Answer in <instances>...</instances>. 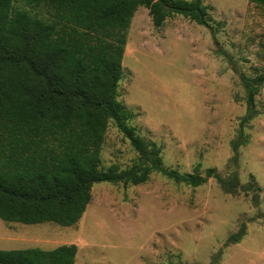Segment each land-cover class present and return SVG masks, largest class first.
I'll return each mask as SVG.
<instances>
[{"label": "rangeland", "instance_id": "1", "mask_svg": "<svg viewBox=\"0 0 264 264\" xmlns=\"http://www.w3.org/2000/svg\"><path fill=\"white\" fill-rule=\"evenodd\" d=\"M189 1V0H187ZM211 29L174 15L155 27L139 7L126 31L118 101L128 125L160 149L163 167L215 178L198 187L151 173L140 185L95 183L71 227L0 219V250L62 245L77 248L74 264H264V84L246 115L248 82L264 73V7L250 0H203ZM43 19L54 11L36 0H13ZM238 147L237 162L233 147ZM139 161L109 123L100 168L125 170ZM241 232L236 242L237 233Z\"/></svg>", "mask_w": 264, "mask_h": 264}, {"label": "trees", "instance_id": "2", "mask_svg": "<svg viewBox=\"0 0 264 264\" xmlns=\"http://www.w3.org/2000/svg\"><path fill=\"white\" fill-rule=\"evenodd\" d=\"M54 11L43 19L0 0V219L25 225L71 227L83 216L95 183H145L151 173L191 187L215 178L238 187L234 173L222 181L213 169L204 176L163 167L153 148L128 125L134 118L118 101L126 31L139 7L155 27L180 15L211 29L203 0H36ZM264 7V0H250ZM246 115L264 73L243 79ZM109 123L128 140L139 161L125 170L100 168ZM233 147L237 162L238 147ZM241 232L236 235V242ZM77 248L62 245L0 251V264H74Z\"/></svg>", "mask_w": 264, "mask_h": 264}, {"label": "crops", "instance_id": "3", "mask_svg": "<svg viewBox=\"0 0 264 264\" xmlns=\"http://www.w3.org/2000/svg\"><path fill=\"white\" fill-rule=\"evenodd\" d=\"M29 249H34V248H29ZM39 249V248H38ZM22 250H25V249H22ZM42 250V249H41ZM53 250V249H52ZM0 251H2V250H0ZM10 251V250H9ZM44 251H49V250H44Z\"/></svg>", "mask_w": 264, "mask_h": 264}]
</instances>
